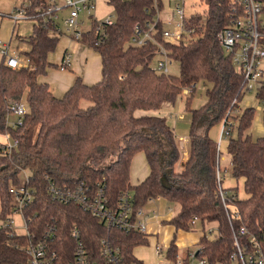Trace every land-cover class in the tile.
<instances>
[{"label":"trees","instance_id":"1","mask_svg":"<svg viewBox=\"0 0 264 264\" xmlns=\"http://www.w3.org/2000/svg\"><path fill=\"white\" fill-rule=\"evenodd\" d=\"M29 1L36 9L49 0ZM202 1L207 6L206 13L185 20L186 29L196 27L195 38L188 43H173L163 38L164 24L158 19L166 7L165 0H109L116 19L113 25L105 26V37L101 41L96 38L94 25L81 41L99 54L102 78L87 85L77 77L62 98L41 81L50 69H59V65L51 63L50 56L62 37L52 35L40 20L28 39L30 50L24 52L28 67L11 69L0 59V135L18 141L10 154L0 152V219L9 217L14 209L10 186L19 184L22 172H28V185L35 189V200L25 209L29 230L41 238L48 225H57L53 243L60 253L57 264L72 260L74 243L70 230L74 225L80 229L89 250L99 253L101 241L108 239L120 247L129 264H145L135 250L148 246L149 239L136 230L108 229L76 204L53 201L49 180L58 187L102 182L114 205L123 193L133 195L137 209L159 197L179 205L178 214L164 221L175 229L165 254L168 260H176V234L193 231L194 216L203 233L197 257L205 258L207 264H241L233 262L232 255L235 233L242 226L256 237L264 252V136L253 139L248 132L257 109L247 107L234 114L235 124L226 139L228 171L233 179L244 180L246 197H240L238 188H234L235 193L223 202L219 194L223 180L219 182L217 176L222 153L216 140L209 136V131L223 122L229 110L240 108L246 95L242 77L217 37L230 24L234 3ZM145 35L148 36L143 45L131 43L133 38ZM158 54L179 64L177 76L154 68ZM199 83L212 87L205 91L206 102L193 108ZM186 88L193 89L185 103V110L191 115L189 151L188 159L177 169L182 152L168 119L138 113L160 110L164 104L176 105ZM257 98L263 104L264 126V89ZM12 101L24 102L28 107L22 124L16 128L7 124ZM83 102L87 103L85 107ZM141 152L150 172L142 182L133 185L131 164ZM212 222L218 225L213 238L206 230ZM29 243V239L12 234L9 228H0V264H30L25 251Z\"/></svg>","mask_w":264,"mask_h":264},{"label":"built area","instance_id":"2","mask_svg":"<svg viewBox=\"0 0 264 264\" xmlns=\"http://www.w3.org/2000/svg\"><path fill=\"white\" fill-rule=\"evenodd\" d=\"M19 6H15L7 16L12 21L14 27L19 20L41 21L43 27L48 29L52 35L66 37L71 42L81 43L87 31L95 26V36L101 41L105 37V26L113 25L116 19L115 13L105 18L99 19L95 16L98 0H49L45 6L32 8L29 0H20ZM166 3V6L170 5ZM173 10L164 18L160 13L158 19L164 24L163 38L169 42H179L183 40L188 43L195 38L196 27L189 30L185 28L187 17L201 12H193L186 15V0H173ZM234 5L230 13V24L218 33L217 37L226 55L230 56L236 72L242 77V88L245 94L255 93L257 96L264 89V0H232ZM109 2V0H108ZM202 3H204L201 0ZM205 4V3H204ZM206 6V4H205ZM166 9V7H165ZM164 9V10H165ZM207 9V6H206ZM64 13H66L64 15ZM206 13V10L204 11ZM203 13V14H204ZM86 21L90 25L86 27ZM61 24V25H60ZM174 24V29L169 30L166 25ZM140 35V29L137 27ZM140 36L132 39L131 43L143 45L146 37ZM159 53H163L162 50ZM163 55V54H160ZM73 54L69 51L64 53L63 59L59 64L60 70L71 69ZM0 59L6 67L20 70L29 66V59L24 55L22 49L12 51L11 41L0 39ZM172 63L163 55V60H157L154 68L157 71L169 73L168 65ZM192 88L183 90L184 96L192 93ZM236 100L234 101V104ZM237 110H229L225 119L221 123V132L217 141L218 150L221 144L228 138L234 127L232 116L238 113ZM28 107L24 102H11L7 115V124L16 128L22 124L23 117L27 114ZM16 116L12 119V116ZM6 142L0 143V152L10 154L17 147L18 141L13 140L9 135H4ZM186 145L189 140L180 139L179 148L184 155L188 151ZM24 178L17 185H11L9 192L13 198L14 209L9 217L0 219V228H9L12 234L26 237L30 243L25 247L30 264H57L60 253L53 248V243L57 235V225H48L41 238H36L29 230V219L25 216V209L35 200V189L28 184L30 175L23 171ZM218 180H223V175L219 169L217 172ZM49 194L55 202L64 205L76 204L83 212L97 219L108 229L120 228L125 231L136 230L142 234L148 233V221L150 216L146 207L135 208L133 195L123 193L117 205H114L106 194V185L99 182L95 185H88L84 182L72 187H58L53 181L49 180ZM219 194L225 203L228 192L220 185ZM153 200V199H152ZM151 201V200H150ZM226 206V205H225ZM21 217V224H16L14 216ZM199 224V219L194 216L191 220V227L194 230ZM19 230H22L19 233ZM207 234L214 233L213 228H208ZM70 237L74 243L72 260L68 264H129L122 254L120 247L115 246L108 239L101 241L99 253L89 250L83 240L81 231L77 225L70 230ZM235 251L232 261L241 264H264V252L256 239L245 226L239 228L235 233ZM246 238V240H245ZM198 247L195 251H189L187 257L197 261L196 264H207L205 258H198ZM157 255L162 254V248L156 247ZM177 264H184V259L178 257Z\"/></svg>","mask_w":264,"mask_h":264},{"label":"rangeland","instance_id":"3","mask_svg":"<svg viewBox=\"0 0 264 264\" xmlns=\"http://www.w3.org/2000/svg\"><path fill=\"white\" fill-rule=\"evenodd\" d=\"M165 2L167 4H169L168 0H165ZM21 3L20 0H0V39H6L9 40L11 37V33L15 32V36L18 35L19 37H21L23 40L20 41L18 40L16 37L13 38V40H11V49L12 51H16L17 47H21L25 52H28L30 50V45L28 43V39L29 37L32 35V31H33V25L36 23V20H19L17 22V24L13 25V23L11 22L10 18L7 16V14H9L12 9L15 6H19ZM173 6H174V1L170 0V5L166 6V9L163 10L161 17H165L168 15V13L170 12V8L173 10ZM206 10V6L204 3L201 2V0H186V4H185V11H186V15H189L193 12H201L204 13V11ZM112 13H114V8L113 6L108 2V0H98L97 1V8H96V12L94 13L95 16L99 19L105 18L108 15H111ZM66 13H64L65 15ZM61 25V24H60ZM90 25L89 21H86V27H88ZM14 27V28H13ZM166 28L169 30H173L174 29V24H170V25H166ZM64 45L70 46L71 49H73V53L75 55H77V48H73L72 45H69V43L67 42L66 38H61L58 48L56 50L55 53H53L50 56V61L51 63H55L58 61V59L60 58L61 52H62V48ZM74 46H78V44H73ZM66 47V46H65ZM163 60V55H156L155 58V64L157 62V60ZM76 61L72 64L75 65ZM168 69H169V74L177 76L179 74V64L177 62H172L170 65H168ZM71 70V69H69ZM70 73H72V71H69ZM52 72V69L49 70V73ZM74 76H77L76 74H73ZM212 85L208 84V83H199L196 87V93H195V97L192 101V107L193 108H200L205 102H206V90L211 88ZM192 94V93H191ZM190 94V95H191ZM180 99L177 101L176 105L173 107L171 104H165L163 106V108H161L160 110L157 111H150V112H139L138 114H149V115H158V116H164L168 119L169 123L171 125H173V123L175 122V116L171 115L172 118L169 117V108L171 109V111H173L174 114L176 113H181L183 115H185V119L184 120H178V133L181 136H187L188 132H189V118H190V114L185 110V103H186V97L184 96L183 93L180 95ZM87 103L83 102V106L85 107ZM172 107V108H171ZM247 107H255L257 109L256 111V116L254 119V123L252 128L248 131L249 134L251 135V137L253 139L259 138L264 136V126L262 124V117H263V112H262V101L260 99L257 98V95L255 93H248L245 95V97L243 98L242 102L240 103V108L241 111ZM12 118H16V116H12ZM221 127L222 125H217L215 127H213L210 131H209V136L213 139L216 140V142L218 141L220 132H221ZM7 139L5 137H3L2 135H0V143L6 142ZM224 143V142H223ZM227 142H225L223 144V156H227ZM223 160L221 161V167H223ZM147 170V166L145 164V162L142 164V162H140V160H134L133 164H132V171L133 172H137L139 173H145ZM26 172V171H25ZM28 173V172H27ZM29 174V173H28ZM222 174V173H221ZM222 175H225V179H223V186H227V185H231L233 186V188L228 191V195H232L235 193L236 190H233L234 188H238L239 191V196L240 197H244V195H246L243 191V180H239L238 182L236 180H233L232 177L230 176L229 173H224ZM24 178V173L22 172L21 174V179ZM134 179V178H133ZM132 180V179H131ZM22 181V180H21ZM133 183V182H132ZM135 184V183H134ZM159 210L160 208H163V210H161L159 212L160 214V220L161 219H170L173 218L177 215V213L179 212V205H175V204H171V203H161L158 205ZM168 208H172L171 212H168ZM148 210V209H147ZM150 210V209H149ZM15 223L16 224H21L22 220L21 217L16 214L14 217ZM209 227H213L215 233H213L211 235V237H215L217 235V229H215L214 227H216V225H212ZM22 230H19V233H21ZM156 232H159V246L162 248L163 253L165 254L168 246H169V242L172 238V235L174 234L175 230L172 226H161L160 229H157ZM201 233V229H200V225L198 224L195 229L193 230V232H190L191 236L189 239H187L189 236L186 235V233H178L176 234L177 236V241L180 247L181 252H186L185 250H191V251H195L197 250V245H193V244H189V241H192V239H195L198 237V235H200ZM210 235V234H209ZM156 242L153 243V241L149 240V245L148 246H143V247H139L138 249L135 250V253L137 255L138 258L144 260L147 264H157L160 261H162L164 258L161 256L162 259H160V257L156 256L155 254V247H156ZM169 264H177V258L176 260L172 261L169 259ZM197 261H194V264H196Z\"/></svg>","mask_w":264,"mask_h":264},{"label":"crops","instance_id":"4","mask_svg":"<svg viewBox=\"0 0 264 264\" xmlns=\"http://www.w3.org/2000/svg\"><path fill=\"white\" fill-rule=\"evenodd\" d=\"M12 22V21H11ZM34 26V25H33ZM14 28V27H13ZM17 38L18 40L22 41L23 39L21 37H19L18 35L15 36V32L13 30V32L11 33V37L8 41H11L13 40V38ZM62 38H66V37H62ZM6 40V39H4ZM67 42L69 43V45H72L73 48H77L76 51H77V55H75L73 53V49H71L70 46H67V45H64L63 48H62V52H61V55H60V58L58 59L57 62H55L54 64H57L59 65L63 59V56H64V53L66 51H69L73 54V62L72 64L76 61V64L75 65H72L71 66V70L69 71H72V73L68 72V70H60V69H56V68H52V72L49 73L48 72V75L46 77H43L41 78V81H44V82H47L50 86V89L51 91L53 92V94L58 97V98H62L64 96V94L69 90V88L74 84L75 80L77 77H81L83 80H84V83L87 84V85H93L97 82H99L102 78V73H101V58L99 56L98 53H96L95 51L87 48L84 44L82 43H75V42H71L68 38H66ZM7 41V40H6ZM73 44H78V46H74ZM66 46V47H65ZM17 49H22L21 47H17ZM23 50V49H22ZM23 52H25L23 50ZM161 60V59H160ZM73 74H76L77 76H74ZM181 98V97H180ZM87 105V104H86ZM165 105V104H164ZM163 105V106H164ZM170 105V104H169ZM173 107L175 105H172ZM163 108V107H162ZM172 108V107H171ZM169 117L172 118L171 115H174L175 116V122L173 123V125H171L168 121V123L171 125V127L174 129V132H175V135H176V138L178 140V144L180 143V139H187L189 140V132L187 133L188 135L187 136H181L179 133H178V120H184L185 119V115L181 114V113H176L174 114L173 111H171V109L169 108ZM164 117V116H163ZM12 119H15V118H12ZM189 120V130H190V124H191V115H190V118L188 119ZM3 137H5L4 135H2ZM215 140V139H214ZM226 142V140L224 141V143ZM221 144V147H220V150L221 151V156H220V165H219V168L221 170V173L223 174L224 173H229L230 172L228 171V167L230 165V158L229 156H223V144ZM186 149L187 151H189V145H186ZM226 152H227V149H226ZM140 160V162H142V164L145 162L146 166H147V170L146 172L143 174V173H137V172H133L132 171V164L134 162V160ZM188 159V153L187 155H184L182 153V158H181V161L179 162V164L177 165V169L181 168L182 164ZM223 160V167H221V161ZM132 164H131V169H130V177H131V182H133L132 184L133 185H137L139 184L140 182H142L148 175H149V172H150V168L148 166V163H147V160H146V156L143 152L137 154L133 161H132ZM134 178V179H133ZM223 179H225V175H223ZM233 179V178H232ZM235 180V179H233ZM240 180H243V179H240ZM237 182L239 180H236ZM135 183V184H134ZM243 183H244V180H243ZM244 186V184H243ZM224 188H228V189H232L233 186L231 185H227V186H224ZM239 191V189H238ZM244 191V190H243ZM244 197H246V195H244ZM243 197V198H244ZM169 203L167 200L159 197V198H156V199H153L151 201H149L147 204H146V210L150 216V219H149V223H148V239L151 241H153V243L156 242V247L159 246V239H160V236H159V232L157 233L156 230L157 229H160L161 226H171V225H165L164 224V221H167V220H170V219H159L160 218V214L159 212L161 210H163V208H160V211L159 210V204L161 203H164L166 204ZM176 205V204H175ZM150 209V210H149ZM172 208H168V212H171ZM173 211V210H172ZM180 211V209H179ZM178 214V213H177ZM212 225H216V227H214L215 229L218 228V225L217 223L215 222H212L210 224H208L207 226V229L210 228L209 226H212ZM173 227V226H172ZM174 228V227H173ZM213 228V227H211ZM175 230V229H174ZM190 232H193V231H190ZM190 232H185V231H179L178 233H186L187 236H189L187 239L190 238L191 234ZM175 233V232H174ZM177 233V234H178ZM215 233V231H214ZM203 236V233L201 231L200 235H198L197 238L195 239H192V241H189V244H193V245H197V248H198V242L200 240V238ZM173 237V235H172ZM172 240V238H171ZM170 240V242H171ZM169 242V244H170ZM177 246L179 248V253H178V257H180L181 259L183 258L184 259V264H194V261L195 260H191L187 257V253L191 250H185L186 252H181L180 250V247H179V244H178V241H177ZM156 247H155V254L156 256L160 257L161 256L164 258L162 261H160L159 263L157 264H169V260L166 258V253L164 254L163 251H162V254L161 255H157L156 253ZM169 247V246H168ZM139 248V247H138ZM137 248V249H138ZM136 254V253H135ZM140 259V258H139ZM142 260V259H141ZM144 261V260H143ZM145 262V261H144ZM145 264H147L145 262Z\"/></svg>","mask_w":264,"mask_h":264}]
</instances>
